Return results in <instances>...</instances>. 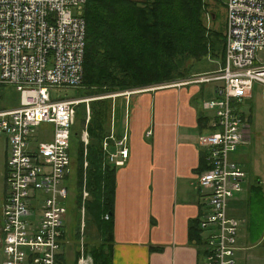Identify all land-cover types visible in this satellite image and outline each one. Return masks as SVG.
<instances>
[{
    "label": "built area",
    "instance_id": "obj_1",
    "mask_svg": "<svg viewBox=\"0 0 264 264\" xmlns=\"http://www.w3.org/2000/svg\"><path fill=\"white\" fill-rule=\"evenodd\" d=\"M84 2L0 0V85L17 94L15 107L0 110V140L7 146L0 264H63L62 251L69 242L64 219L75 108L84 104V120L76 136L84 173L88 166L87 103L96 99L50 101L47 90L76 88L81 83L84 21L77 12L72 16L70 9L78 10ZM224 13L222 64L189 81L215 85L214 97L202 104L211 114L209 132L197 138L206 162L196 179L203 192L198 264H234L238 221L227 216V205L241 191L245 175L231 156L250 142L249 109L244 100L249 99L254 83L264 88V63L255 59L264 50V0H226ZM109 144L113 153L107 152ZM101 147L106 164L115 167L126 161L124 139L108 132ZM71 186L79 217L73 234L75 264H92L81 233L88 193L83 184Z\"/></svg>",
    "mask_w": 264,
    "mask_h": 264
},
{
    "label": "crops",
    "instance_id": "obj_2",
    "mask_svg": "<svg viewBox=\"0 0 264 264\" xmlns=\"http://www.w3.org/2000/svg\"><path fill=\"white\" fill-rule=\"evenodd\" d=\"M215 70L209 65L196 70L194 75ZM189 81L123 91L122 95L113 94L103 99L110 98L107 118L103 124L105 135L110 132L114 138L124 139L127 159L121 166L109 165L114 168L109 226L106 225L107 228L103 230L100 225L101 230H98L97 224L90 223L84 213L83 218L89 230L88 233L83 231V235L90 239L92 233L96 243L91 245L90 239L87 245L101 246L108 264L199 262L197 247L189 239V228L198 217L203 201V192L197 187L196 179L206 169L205 159L203 165L205 151L197 145V138L209 132L211 114L202 109V104L214 95L215 85L212 82ZM16 105L17 102L13 107ZM102 140L100 149H97L104 157ZM78 145V141L71 137L72 161L68 182L75 186L83 184L86 188L87 169L83 173L80 145V161L77 158ZM248 148L240 149L239 157L231 156L241 168L246 166L247 170H243L245 176L241 192L236 193L241 195L235 199L231 197L227 213L228 217L236 218L247 228L252 217V204L259 201L260 212L254 210V214L260 215L257 223L260 232L256 240L259 243L264 234V167L259 163L262 171L258 170ZM97 149L95 153L89 152V159L97 153ZM107 152L113 153L114 147L109 144ZM5 156L6 152L4 159ZM85 160L88 165L87 148ZM4 192L0 198L1 203ZM91 226L93 231H90ZM245 234L253 241L252 229ZM236 248V252L245 249L239 246ZM62 253L65 264L64 250ZM75 256L74 250L73 264Z\"/></svg>",
    "mask_w": 264,
    "mask_h": 264
},
{
    "label": "trees",
    "instance_id": "obj_3",
    "mask_svg": "<svg viewBox=\"0 0 264 264\" xmlns=\"http://www.w3.org/2000/svg\"><path fill=\"white\" fill-rule=\"evenodd\" d=\"M215 1L224 8L226 0ZM203 6L202 0H85L82 5L83 76L76 87L81 91L77 98L96 99L87 103L90 112L86 126L89 167L85 176L88 200L84 213L90 223L97 224L98 230H101L100 225L103 230L109 226L114 168L103 164L104 157L98 153L100 142L106 136L103 124L110 98L96 97L188 79L190 70L181 66L183 59L198 61L209 55L219 68L224 53L223 30L214 32L202 25L200 13ZM135 40L141 42L138 51L128 48V42L134 44ZM83 108L84 104L75 108L74 139L83 124ZM96 149L97 153L89 159V152L95 153ZM77 151L80 161L79 145ZM204 159L205 154L203 165ZM104 216H107L106 220ZM198 232L197 217L189 228V239L199 254ZM88 253L92 264H108L101 246L91 247Z\"/></svg>",
    "mask_w": 264,
    "mask_h": 264
},
{
    "label": "rangeland",
    "instance_id": "obj_4",
    "mask_svg": "<svg viewBox=\"0 0 264 264\" xmlns=\"http://www.w3.org/2000/svg\"><path fill=\"white\" fill-rule=\"evenodd\" d=\"M138 1V0H136ZM204 3L203 8H201L200 18L202 25L207 30L214 31V32H221L223 30L224 25V8L221 5H218L217 1L215 0H202V4ZM76 12L78 15H82V7L78 10L72 8L70 9V13L72 16L76 15ZM132 41V40H130ZM141 42L139 40H135V43H129L128 42V48L133 51H138L140 49ZM215 47H218L215 44ZM218 54V53H217ZM216 56V55H215ZM177 57H174L175 59ZM171 59V60H173ZM255 59L259 63H264V50L259 52ZM164 63H167V59L164 58ZM217 62L213 60L209 55L205 58H201L198 61H194L191 58L189 59H183L181 62V66H183L186 70H192L189 71V77H192V79H195L196 77L200 76V74L194 75V72L199 69L207 68V66L211 65L214 70L217 68L216 66ZM144 68L147 67V65H140ZM129 68V67H128ZM214 72V71H212ZM212 72H207L204 74H209ZM203 75V74H202ZM190 79H177L172 82H166L160 84L161 86L175 84L178 82H187ZM159 86V85H158ZM122 93V92H121ZM97 94V93H96ZM79 95H81V91L76 88H50L47 90V96L50 101L58 100V99H69V98H77ZM95 95V94H94ZM109 96L112 94H102L99 95L100 99L102 96ZM92 96V95H90ZM214 95L211 97L213 98ZM94 98V97H93ZM210 99V98H209ZM208 101V100H206ZM17 102V94L10 88L1 86L0 85V109H9L13 107ZM244 106L247 105L249 109V124H250V142L248 145L238 148L233 155H237V157L240 156V149L248 148L249 149V155L254 156L255 158V164L258 167L259 171H262L261 166L259 163H261L264 167V88L260 85L254 83L251 88V93L249 96V99L244 100ZM246 109V108H245ZM244 109V111H245ZM207 112V111H205ZM82 115V122L84 120V110ZM82 124V123H81ZM81 127V126H80ZM46 132V131H44ZM1 139L3 137H0ZM75 144V142L73 143ZM72 146V145H71ZM254 148V149H253ZM7 146L6 144L0 140V198L4 192L3 187V179H2V170H3V161H4V154L6 152ZM238 164V163H237ZM240 166V165H239ZM241 168V166H240ZM72 170V166H71ZM241 170H247L246 166H243ZM263 177V176H261ZM70 189L68 192L65 208H66V214H65V229L66 234L68 235L67 242L65 249H64V256H65V264H73V251L76 248V244L74 242V231L75 227L78 226L79 222L77 220L79 219L78 215L76 214L77 209L75 208L73 198L75 195L74 189H72V186H69ZM242 188V186H241ZM236 194V193H235ZM233 195V199L238 198L241 194ZM230 201V200H229ZM0 205H1V199H0ZM230 207V206H229ZM229 207L228 211H229ZM261 205L259 201H255L252 204L251 212L252 217L250 218V222L248 223V227L246 228L244 223L238 222L237 226V232H236V238L237 241L235 243V246L243 247L245 249L239 250L234 254V264H264V234L262 235V238L260 242L256 243V240H258V234L260 232L259 226H257L258 219L260 218L259 214H254V210H258L260 212ZM76 211V212H75ZM227 216L228 213H227ZM85 217V216H84ZM236 219V218H235ZM82 230L84 233H86L89 230V226L87 224V221L82 219ZM64 223V222H63ZM74 224L76 226H74ZM84 225V227H83ZM85 228V229H84ZM250 231L253 230V241L248 239L247 230ZM94 228L91 226L90 231H93ZM83 231L81 233H83ZM88 233V232H87ZM89 235V234H88ZM94 235L96 233L94 232ZM246 235V236H245ZM91 239V245L93 243H96L95 239L93 238V235L91 233L90 235ZM247 237V238H246ZM90 239L87 237V235L84 237V244L86 246L85 252L87 254L91 246H88L87 244L90 243ZM89 256V255H88ZM90 257V256H89ZM91 259V257H90ZM92 260V259H91Z\"/></svg>",
    "mask_w": 264,
    "mask_h": 264
},
{
    "label": "bare ground",
    "instance_id": "obj_5",
    "mask_svg": "<svg viewBox=\"0 0 264 264\" xmlns=\"http://www.w3.org/2000/svg\"><path fill=\"white\" fill-rule=\"evenodd\" d=\"M86 32V31H85ZM85 37V36H84ZM83 76V75H82ZM241 192V191H240Z\"/></svg>",
    "mask_w": 264,
    "mask_h": 264
}]
</instances>
